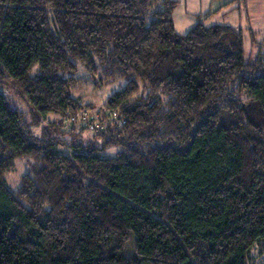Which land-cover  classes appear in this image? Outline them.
Returning a JSON list of instances; mask_svg holds the SVG:
<instances>
[{
    "label": "trees",
    "instance_id": "obj_1",
    "mask_svg": "<svg viewBox=\"0 0 264 264\" xmlns=\"http://www.w3.org/2000/svg\"><path fill=\"white\" fill-rule=\"evenodd\" d=\"M176 6L0 0V264H264V39L178 35ZM78 65L125 81L100 116L71 96ZM80 111L95 132L61 128ZM18 159L34 164L10 190Z\"/></svg>",
    "mask_w": 264,
    "mask_h": 264
},
{
    "label": "rangeland",
    "instance_id": "obj_2",
    "mask_svg": "<svg viewBox=\"0 0 264 264\" xmlns=\"http://www.w3.org/2000/svg\"><path fill=\"white\" fill-rule=\"evenodd\" d=\"M233 15V16H232ZM227 16H222L220 14L209 16L205 19L206 15L200 16V20H198L199 23L204 24L205 26H213V25H224V26H231V27H241L244 28V21L241 17L242 21H238V15L232 14ZM243 55L244 59L248 62L253 61L257 52H258V46L255 44L253 46L250 45V42L245 34V39L243 43ZM77 78V85L71 92V96L74 98H78L83 103H92L93 104V115L100 116V114L97 112L101 105L105 102L106 98L110 95L120 91L123 86L125 85V81L118 79L117 82L111 83L108 85H104L101 87H97L95 82L96 80H92L91 77L86 73L83 67L78 65V70L75 75ZM98 84V82H97ZM7 92L14 99V101L17 102V104L22 107L25 111L28 112V105L24 100L21 99V97H18L14 90L9 85H6ZM54 117L49 116L45 120H43V123L46 124L49 120L53 121ZM84 136L86 134L84 133ZM65 139V138H64ZM57 151L64 154L65 156L72 157L73 150L71 148L65 147L63 144H60L57 146ZM116 151L115 148H111L108 151H106L105 155L113 154ZM5 154L3 152H0V157H4ZM34 164V161L31 159H18L15 161V166L12 170V172L8 175H5L4 182L5 185L10 189L14 190L18 184L19 179L24 174L28 173L30 171L31 166ZM133 246L130 244L128 246V254H131L133 251ZM251 256L253 259L254 264H261L262 258L258 255L257 249H254L251 251ZM252 261V260H251Z\"/></svg>",
    "mask_w": 264,
    "mask_h": 264
},
{
    "label": "crops",
    "instance_id": "obj_3",
    "mask_svg": "<svg viewBox=\"0 0 264 264\" xmlns=\"http://www.w3.org/2000/svg\"><path fill=\"white\" fill-rule=\"evenodd\" d=\"M177 6L172 14L175 32L184 35L200 20V16L238 15V21H244L243 30L250 28L259 33L260 42L264 34V0H173ZM233 16V15H232ZM198 19V20H197ZM204 25V24H203ZM224 26V25H223ZM246 32L244 31V37ZM247 36V34H246Z\"/></svg>",
    "mask_w": 264,
    "mask_h": 264
},
{
    "label": "built area",
    "instance_id": "obj_4",
    "mask_svg": "<svg viewBox=\"0 0 264 264\" xmlns=\"http://www.w3.org/2000/svg\"><path fill=\"white\" fill-rule=\"evenodd\" d=\"M99 127V123L92 120V118H90V113L85 111H80L69 116L61 126V128L66 132L74 129L75 131L85 130L89 133L95 132V129Z\"/></svg>",
    "mask_w": 264,
    "mask_h": 264
}]
</instances>
